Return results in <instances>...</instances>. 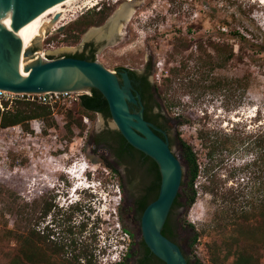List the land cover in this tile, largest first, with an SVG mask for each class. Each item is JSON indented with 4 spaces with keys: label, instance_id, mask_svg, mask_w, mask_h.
I'll use <instances>...</instances> for the list:
<instances>
[{
    "label": "rangeland",
    "instance_id": "obj_1",
    "mask_svg": "<svg viewBox=\"0 0 264 264\" xmlns=\"http://www.w3.org/2000/svg\"><path fill=\"white\" fill-rule=\"evenodd\" d=\"M96 1L101 2L76 0L63 6L62 19L56 24H53L54 14L48 16L51 32L88 5L97 7ZM134 3L135 13L129 21L118 13L108 19L113 38L97 51L95 59L111 71L118 66L141 69L150 60L153 63L150 79L157 84L170 76V68L184 67L175 79L178 92L161 99V104L167 107L172 149L185 167L183 185L178 192L180 205L172 210L170 217L176 242L189 263L196 264L199 260L201 264H213L208 243L218 240L214 227L222 203L205 187L211 185L209 179L213 174L224 185L237 187L243 176L239 168L245 153L241 146L225 151L223 162L217 164L215 157L211 160L205 157L200 134L212 130L227 133L231 128L235 129L234 134L254 133L258 126H264V4L259 0H136ZM236 10L243 11L238 20L232 19L230 13ZM101 27L100 31H93L105 36L108 32ZM235 31L239 36L229 34ZM89 32L81 34L75 43L46 33L49 44L42 45L40 40L35 49L50 56L73 52ZM230 50L231 58L225 59ZM203 74L207 80L196 82ZM191 79L194 84L189 83ZM171 97L177 103L168 106ZM77 109L76 103L70 107L57 106L52 112L54 126L49 127L42 119V132L37 136L20 138L17 142L13 137L5 139L9 146L5 172L8 177L0 180V264H8L15 253V242L6 230L14 227L16 215L5 203L31 204L36 200L41 205L51 201L65 209L71 206L74 197L79 201L72 203L75 206L67 214L61 216L56 208L49 213L50 238L64 244L60 256L67 264L68 261L84 264L83 257L79 261L73 259L82 248L91 253L93 264L117 262V256L123 258L125 255L121 253L129 251H132L129 259L132 264L138 254L142 241L140 226H133L123 211L129 199L125 201L120 170L113 171L106 165V162L112 164L111 160L104 148L92 141L103 123L112 125V120H103L98 113L87 124L82 118L83 129L73 124L70 135L65 128L68 111L77 112ZM179 138L190 143L201 162L202 171L194 183L197 197L188 208L184 206L188 187L184 185L186 164ZM204 164L208 172L202 169ZM80 167L84 171L78 176L73 170ZM67 170L73 173L70 175ZM75 186L78 189L72 194ZM127 193L130 196L129 188ZM117 221L130 234L126 251L121 249L120 231L114 227ZM197 232L200 235L193 243ZM260 263L264 264V255ZM53 264H62L59 256H55Z\"/></svg>",
    "mask_w": 264,
    "mask_h": 264
},
{
    "label": "trees",
    "instance_id": "obj_2",
    "mask_svg": "<svg viewBox=\"0 0 264 264\" xmlns=\"http://www.w3.org/2000/svg\"><path fill=\"white\" fill-rule=\"evenodd\" d=\"M110 13L111 11L105 8L102 10L99 18L91 14L83 19L76 20L65 31L66 36L63 38V41L69 43L77 42L89 25L101 24ZM230 13L232 19L238 20L243 11L236 10ZM229 34L239 36V33L236 31ZM231 56L232 51L230 50L225 59H230ZM73 57L83 58L79 54H74ZM94 59L93 57L89 60ZM148 66L151 72L153 63L150 60L148 61ZM183 69L184 67L174 66L169 69L170 76L164 78L161 84L151 81L147 85L145 92L148 93L147 97L150 99V108L145 111L144 118L146 120L158 126H161V123H166L167 125L168 118L165 113L167 107L165 106L164 108V105L161 104V99L167 94L178 92L175 86V79L178 78ZM205 76L207 75L203 74L201 80H196V82H201L202 80L205 82L207 80ZM189 83L194 84L192 79L189 80ZM75 103L78 108L77 112L69 110L68 119L65 123V128L70 135L73 134L71 127L73 124L81 130L83 129L82 118L85 115L89 120H92L97 113H101L105 118H110L107 102L95 88H91L89 93L79 95ZM153 103L158 109L156 113L151 111ZM176 103L173 101V97L167 100L168 106L175 105ZM52 112L53 110L47 105L33 100L19 99L14 107L3 113L0 124L7 126L21 123L25 129H28L27 120L40 118L47 121L49 127H51L55 125V122L52 120ZM233 131L235 129L231 128L230 132L227 133L212 130L204 133L201 132L200 134V139L206 150L205 157H208L210 160L215 157L213 159H215L217 164L223 162L225 151H231L241 146L245 153V157L239 168L243 176H241V182H237V187L234 185H224L216 177V174L211 175L209 179L211 185L205 187L213 196L219 197L222 203V206L219 207L221 215L216 220L214 227L217 231L218 240H212L208 243V252L213 264H261L260 261L264 255V126L262 124L258 126V129L254 133L239 132L234 134ZM116 136L121 144L126 143L131 149L138 151L129 145L118 131H116ZM94 141L97 145L101 142V139L95 138ZM170 144L172 145L171 137ZM179 145L182 158L186 164L187 180L184 185L188 187V192L186 193L184 206L188 208L195 202L197 197L194 183L202 171L201 162L190 143L179 138ZM140 153L143 154L142 152ZM146 158L150 159L148 156ZM106 165L111 170L117 172V169L111 163L106 162ZM152 168L153 170L157 168L156 163L153 161L151 164ZM202 169L208 172L209 168L204 164ZM158 189V184L148 189L147 194L141 199L140 206L137 209L139 215L157 197ZM178 196L179 194L172 204L173 208L180 205ZM13 203L11 205L5 203V206L7 205L8 209L16 215L14 227L6 230L15 242V253L8 264H53L55 256L60 257L62 264H67V260H64V257L60 256L64 252V244L50 238L52 232L50 233L51 229L49 231V213L53 208H56L59 214L63 216V214L68 213L67 211L74 208L75 205L71 203V206L62 209V207H57L51 201L41 202V205L36 200H33L31 204ZM189 225L192 226L191 224ZM162 233L175 242L176 236L170 216L166 219ZM199 235L198 232L195 233L193 243L197 241ZM146 250L149 251L148 248ZM81 257L86 260V264H93L91 253H88L87 248L80 249L74 254L73 259L79 261ZM229 259L231 260L229 261ZM68 263L78 264L79 262L73 263L68 261ZM109 264H128V262L124 256L120 261ZM196 264L201 263L199 260H196Z\"/></svg>",
    "mask_w": 264,
    "mask_h": 264
},
{
    "label": "water",
    "instance_id": "obj_3",
    "mask_svg": "<svg viewBox=\"0 0 264 264\" xmlns=\"http://www.w3.org/2000/svg\"><path fill=\"white\" fill-rule=\"evenodd\" d=\"M60 1L0 0V89L15 93L97 89L107 102L112 126L129 145L151 158L159 170L157 197L140 215L143 243L164 264H188L180 246L162 233L181 188L185 167L173 151L166 133L144 119L142 109L131 111L129 103H136L139 95L132 92L127 73L121 72L119 77L97 59L63 55L49 58V54L33 48V44L23 49L20 38L11 31L24 33L37 15ZM58 16L54 14L53 20ZM101 29V26L95 28ZM21 55L32 60L23 68L28 73L24 77L19 72Z\"/></svg>",
    "mask_w": 264,
    "mask_h": 264
},
{
    "label": "flooded vegetation",
    "instance_id": "obj_4",
    "mask_svg": "<svg viewBox=\"0 0 264 264\" xmlns=\"http://www.w3.org/2000/svg\"><path fill=\"white\" fill-rule=\"evenodd\" d=\"M132 1L135 2L136 0H132ZM125 2L126 0H101V2L96 1L95 3H99L97 7L93 8L92 5L91 6L88 5L84 10H81L78 14L74 15L72 19H70L71 23L70 21L62 22L60 25L57 26V29L55 28L56 30L54 33H52L51 30H48L47 31L48 35H54V37L58 39H60V36L64 38L66 36L65 31L67 30L69 25H71L76 20L81 18L83 19L91 14H94L97 18H99L100 15L102 14V10L105 8L111 11V13L106 17V19L101 24L89 25L85 30V32L87 30L90 31L91 30L90 28H93L94 26L99 27L103 25V30L106 29L108 32L105 36L101 35L100 32L98 31L94 32L92 30L86 35L84 42L79 47H77L75 51L69 53H63L61 55H53V56L48 55V56L58 57L63 55V56L73 57L74 54H79L85 59H91L93 57L95 58L97 51L113 38V33H111V30L109 28L111 22L107 23L108 19L112 17V15H114L117 12V10L120 9V6ZM61 19H62V15H59L56 20H53L54 22L53 24L60 22ZM48 35L46 36L45 34L43 39H41L42 45L49 44V42H47L48 41L47 39L49 37ZM57 35L60 36L57 37ZM96 37L99 39H97ZM38 41L39 40H35L33 42V48H36V44ZM70 46L73 47L75 45H70ZM149 70L150 69L147 60L141 69H136L128 66H118L113 71L117 73L119 77H121L120 75L121 72L127 73L130 79L132 92L135 95L136 94L139 95V98H137L136 103H129L131 107V111H139L140 109H142L143 117L145 115V111L148 108H150V99L147 97L148 93L145 92L147 85L150 84L151 82ZM157 110L158 109L154 104L151 108V111L153 113H156ZM98 114L101 116V118H103V120L107 119L101 113ZM154 125L166 133L170 143V128L168 124L166 125V123H161V126H158L156 124ZM116 131L117 129H115L111 124H109L106 121L103 123L100 129L93 135L92 141L93 143H95L94 141L95 138L101 139V142L98 143L97 145L104 148L107 157L111 160L114 167L120 170L119 174H120L125 201L129 199V202L126 203V206L123 208V211L126 212V216L130 218V221L133 226L136 225L140 226V215L138 214L137 209L140 206L141 199L147 194L148 189L153 185H157V184L159 185L160 183V175L158 178L159 170L158 167L154 170L153 168L151 169V164L153 161L151 158L147 159L146 155L141 154L138 151H134L126 143L121 144L116 136ZM158 133H160L159 135L162 136L161 132H157V134ZM128 188L131 190L130 196L127 193ZM173 209L174 208L172 205L168 216H170ZM175 242H176V238H175ZM146 248L147 247L145 246V244L142 243L141 241L139 244L138 254L135 256L134 262L132 264H164V262L158 259L150 251H147ZM131 255H132V251H129L125 254L126 261L128 262V264ZM84 264H86V260Z\"/></svg>",
    "mask_w": 264,
    "mask_h": 264
},
{
    "label": "built area",
    "instance_id": "obj_5",
    "mask_svg": "<svg viewBox=\"0 0 264 264\" xmlns=\"http://www.w3.org/2000/svg\"><path fill=\"white\" fill-rule=\"evenodd\" d=\"M163 69L162 67L160 68ZM167 72V70H166ZM83 93H89L86 91H43L39 93H15L11 91H7L4 89H0V120L4 112L10 110L17 104V100L25 99V100H33L40 104L49 106L52 110H55L57 106H66L70 107L73 105L78 96ZM83 122L88 123L89 119L87 116H83ZM28 129H25L21 123L2 126L0 124V180L2 178L8 177V174L5 172L6 164L8 161V149L9 146L6 144V137H13L17 142L18 139H30L32 136H37L42 132L43 128V120L40 118H33L27 120ZM28 148L29 145H26ZM23 147V146H22ZM118 231H120V239H121V249L127 250L130 244V234L129 232L121 227L120 223L117 221L114 225ZM123 256L125 252L121 253ZM122 258L117 256V262Z\"/></svg>",
    "mask_w": 264,
    "mask_h": 264
},
{
    "label": "bare ground",
    "instance_id": "obj_6",
    "mask_svg": "<svg viewBox=\"0 0 264 264\" xmlns=\"http://www.w3.org/2000/svg\"><path fill=\"white\" fill-rule=\"evenodd\" d=\"M74 1H76V0H62V1L52 5L51 7L47 8L46 10H44L43 12H41L39 15H37L34 18L33 22L31 23L29 28L24 33H16L13 30H11L9 27L4 25L2 22H1V25L4 26L5 28H8L15 35H17L21 40L23 49H25V48H28L31 44H33V42L35 40L40 41L41 39H43V37L45 36L47 31L50 30L51 22H48V20H46V18L48 16H50L52 14L60 15L64 10L63 6L70 5ZM259 1L262 4H264V0H259ZM133 4H134V2L132 0H127L124 4H122L120 9L117 10L119 16H122L126 19V21H129L130 18L135 13V8L133 7ZM94 29L95 28H92L90 30V32ZM36 54L38 56L42 57V54L40 52H36ZM31 61L32 60H28V59L24 58L22 55L20 56L19 72H20L21 76H23V77L27 76L28 73L25 72L23 70V68L26 64H28ZM83 171H84L83 167H80L79 170H73L74 173L78 172L77 173L78 176L81 175ZM73 172L67 170V173H69V174H72ZM73 176H74V178H78V177H75V175H73ZM80 178L81 177H79V179ZM77 189L78 188L76 186L73 188L74 191Z\"/></svg>",
    "mask_w": 264,
    "mask_h": 264
},
{
    "label": "clouds",
    "instance_id": "obj_7",
    "mask_svg": "<svg viewBox=\"0 0 264 264\" xmlns=\"http://www.w3.org/2000/svg\"><path fill=\"white\" fill-rule=\"evenodd\" d=\"M72 200H73V201H72L71 203H74V202L79 201V199H78V198H75V197H74Z\"/></svg>",
    "mask_w": 264,
    "mask_h": 264
}]
</instances>
